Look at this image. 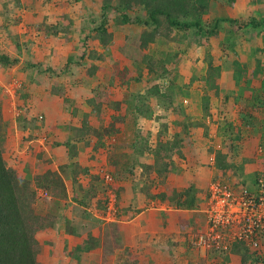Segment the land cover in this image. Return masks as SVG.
Listing matches in <instances>:
<instances>
[{"label": "trees", "instance_id": "1", "mask_svg": "<svg viewBox=\"0 0 264 264\" xmlns=\"http://www.w3.org/2000/svg\"><path fill=\"white\" fill-rule=\"evenodd\" d=\"M74 1L78 2L80 0ZM209 1L102 0L96 15L91 16L88 11L86 14L80 15L83 23L78 30L79 35L81 34L80 45L82 49L78 53V58L69 56L61 70L58 72L53 71V74L61 76L67 75V71L72 66L83 68L86 78L74 83L77 87L87 86L90 80H96L98 70L105 71L106 65L99 67L92 62L106 61L107 57L109 63L117 62L110 55L114 47L115 35L120 32L122 27H133V30L129 28L128 34L121 36L122 43L118 48L119 54L130 62L131 72L128 73V67L124 68V72L113 71L117 66H112L113 72L104 75L105 80L102 83L99 81L96 88L92 89L93 98L88 100V103L92 105L91 111L82 115L83 118L81 117L79 127H68L71 134L67 136L65 142L56 143V145H64L67 149L69 163L67 166L61 167V172L66 178L70 177L73 184L71 201L87 210L92 205L91 202L93 200L95 201V209L101 212V219L93 218L94 224L91 226L99 225L103 222L102 216L106 211L107 204V189L111 190L115 195L116 217L120 218L126 213V209L121 210L118 205L122 189L116 184L111 185V183L113 181L120 182L126 179L127 176L134 177L137 169L141 171L135 187L139 186L145 199L157 200L159 203L169 205L177 210L194 211L198 209V190L193 183H186L183 190L177 191L165 182L170 176H178L182 172V168L178 165L179 163L172 158L174 155L179 159L184 156L180 150L181 137L179 138L178 135H175L176 137L172 140L166 141V128H164L158 133L155 145L151 147L149 133L140 131L136 126L138 120H154L155 115L151 107L152 100H155L161 111L171 110V112L177 114L178 120L174 121L175 124H181L179 118L182 116L184 120V123L181 124L183 133L194 132L202 125L192 122L191 117L186 115L182 109L180 100L191 95L189 91L190 82H193L194 78L200 82L199 86L202 93L200 105L203 117H208L211 114L209 92L215 91L216 95L220 93L218 86L214 83V79L222 71H231L237 85L244 79L243 82L247 86L253 79L257 78L260 81V92L255 96L246 97L241 89L238 94H234L235 98L233 96L236 102L239 100V102L244 104L242 111H245V114L242 119L251 126L254 115L264 108V61L256 58L254 63L246 61L244 63L245 66H243L238 42L233 40L234 35L243 28H251L253 30L263 28L264 19L258 22L255 19H251L248 22L240 23L219 18H214L210 21L204 20L203 16L209 10ZM65 3L68 4L67 1ZM65 3L62 6H67ZM61 21L62 23L48 25L47 31L38 29L37 34H43L44 37H67L69 39L70 33L73 32L71 27L72 24L74 25V21L71 18L68 19L66 13L62 16ZM224 22H230L233 27L226 32L224 41L220 42V64L214 65L209 56L206 75L201 77L197 75V78H192L188 85L183 83L176 67L171 69L170 65L176 66L180 56L186 53V48L189 47V44L184 39L190 40L191 43L193 42L194 45L199 47L208 46L210 38L218 37V32L222 29ZM191 37L193 38L192 40ZM93 41H97L96 48H92L88 44ZM171 43L173 48L170 49L169 44ZM260 52L264 53V49ZM86 60L91 61V63L86 64ZM18 62V58H11L5 54L0 55V66L3 68L16 65ZM30 66L33 67V65ZM144 72L149 76L148 80L155 83L146 87L143 93H129L128 97L126 96V99L121 101L108 99L109 89L114 82H118L121 85L129 84L131 81L138 83L142 81ZM131 73H133L134 77L130 78L129 75H132ZM60 87H56L57 89L53 92V95L62 98L64 107L69 108L65 110L72 117L79 116L78 104L74 99L63 97L64 92ZM231 94L233 93L226 92L224 100H228ZM103 104L113 109L117 106H120L119 109L124 107L122 108L124 114L118 115L117 118L121 117V120L131 118V125L134 130L132 142L128 143L118 154L119 159H109V166L112 171L106 175L112 178V182L108 188L104 186L105 175L100 177L91 175L87 167L80 168V166L72 162L74 157L72 156V151L75 148L73 144L79 142L90 143V139L87 138L89 135L95 137L92 146L95 151L99 148H106L102 140L101 125L99 124L101 119L98 117L99 113H101L100 106ZM88 116H94L95 121L93 123L92 121L89 122ZM34 122L35 120H28L26 115L19 116L16 121L17 127L21 131H25L27 128L36 130ZM231 126L227 123L226 127L219 129L220 131L222 130L219 135H233L234 132ZM6 128L7 123L3 120L0 109V264H39L37 256L40 249L36 235L53 226L56 222L54 218L56 216L42 217L36 214L34 204L37 190L47 192L51 198L56 200L67 201L66 188L58 172L47 170L31 181L27 177L18 176L16 170L9 168L3 157ZM241 138L237 134L230 137L231 141L228 143L227 154L217 151L215 167L220 171V174H224L228 170H236V168L241 169L242 163L238 164V166L228 161L229 154H233L234 158L241 157L239 142ZM118 146H115L116 150ZM82 175L89 180L85 188H82L77 181V177ZM259 178L258 174H253L246 183L244 181V183L236 181L233 184H241L251 188ZM158 186H162L164 190L152 194L151 188ZM75 193L80 194L82 198L79 199ZM137 212L139 211H135L133 214ZM59 216L62 219L61 213ZM75 224L70 221L65 223V227L70 234L85 230V225L81 224L77 227ZM95 247H97V244H95L91 234L88 233L86 241L78 247V251L88 252ZM121 248L122 244L119 241L116 224L111 222L107 225L102 235V257L106 258L115 250ZM210 252L218 255L227 254L221 249H211ZM126 253L128 254V252ZM228 253L237 255L239 264L264 263V255H258L257 252L249 250L243 244L234 243ZM130 257L132 264H137L136 257Z\"/></svg>", "mask_w": 264, "mask_h": 264}, {"label": "rangeland", "instance_id": "2", "mask_svg": "<svg viewBox=\"0 0 264 264\" xmlns=\"http://www.w3.org/2000/svg\"><path fill=\"white\" fill-rule=\"evenodd\" d=\"M66 1L68 4L65 3ZM101 1L102 0H80L78 2L74 0H0V55L5 54L11 58L19 59L16 65L6 68L0 66V109L2 118L7 123L5 141L3 144V157L9 168L13 169L15 166L19 170L25 162L27 163V161H31L32 159L46 162L45 155H42V153L44 154L42 150L43 146L45 144L51 145V143L54 145L57 139H64L62 134L63 130L64 132H69L68 127L71 126H61V124L67 120L58 119L56 121L58 125L55 124V127L59 130L58 134L54 133V130H57L55 127L54 129H46L49 123L54 124V121L57 119L56 115L53 114L54 107L52 105L55 103V105H58L57 102H55V100H53L52 103L49 101L47 105L50 107L44 105V102L47 101L45 99L48 95H53V92L57 89L56 87L61 86L60 88L64 92L63 97L74 99L78 104L77 109L79 117L74 120V123L76 122L79 126L81 124L82 115L85 113L88 114L92 109V105L88 103V100L93 98L92 89L96 88L99 81L102 83L105 80L104 75H108V73L111 74L115 70L124 72L127 67L128 73L131 72L130 62L126 61L118 52V48L122 43L121 36L128 34L130 29L133 30V27L130 28L125 26L115 35L114 47L110 54L117 62H110L113 65L110 64L108 62V57L106 61L92 62L99 67H104L106 65L104 72L101 70L97 71L96 80H90L88 85L84 87L75 86L74 83L86 78L84 69L77 68L76 66H72L70 70L67 71V75L57 76L53 74V71L58 72L63 68L69 56L78 58V53L82 49L80 45L81 34L79 35L78 30L83 23L80 15L86 14L87 11L91 13V16L96 15L102 3ZM63 3L67 6H62ZM65 13L68 19L71 18L74 21V25L72 24L71 27L73 32L70 33L69 39L67 37H44L43 34L36 35L38 29L47 31L48 25L62 23L61 19ZM222 25V28H225L218 32L219 35L215 38L213 44L208 41V46H200V48L194 45L193 42L191 43L190 40L184 39L189 44V47L186 48V53L180 56L176 66L170 65L171 69H175L176 67V70L182 77L183 83L188 85L192 78H197V75L198 77L205 76L208 70V60L210 57L214 65L219 64V54H221V51L219 52L217 49L221 47V44H219L220 37H224V34L232 29L231 25ZM229 26L230 29L228 30L227 27L229 28ZM247 31H252V29H248ZM192 39L191 37V40ZM88 44L92 48L97 47V41ZM242 44L243 48H241V50L243 49L244 51L248 49L249 52H253L251 43H246L245 45L242 42ZM169 48H173L172 43L169 44ZM260 51L257 50L254 55L251 53V56L245 55V61L254 63L256 58H260L264 61V54ZM213 52L214 54H211ZM90 63L91 61L86 60V64ZM30 65H33V67ZM115 65L117 68L113 70L112 66L115 67ZM131 74L132 75H129V77H134L133 73ZM221 74H224V77H222ZM148 79L149 76L144 72L141 82L135 83L131 81L129 84L125 85L114 82L113 86L109 89V96L106 92L108 99L112 101H121L126 99L129 93H143L146 87L155 83ZM244 80L237 85L231 71L225 73L222 71L219 76H216L214 83L218 86L220 93L216 95L215 91L209 92L211 114L208 117H203L200 105V98L202 95L199 86L200 82L195 78L193 82H190L189 91L191 95L180 100L182 109L186 115L191 117L192 122L202 125L198 127V133H183L181 124L184 123V120L182 116L179 118L181 124H175L174 121L178 120L177 114L171 112V110L166 112L161 111L155 100H152L151 103L155 115L154 120L149 121L141 119L137 121L136 126L140 131L149 133V143L151 147L155 145L158 133L164 130V128H166V141L172 140L176 137L175 135H178L179 138L181 137L182 143L180 150L184 156L182 159H179L176 155L172 158L179 163L178 165L182 168V172L180 175L172 177L165 182L177 191L183 190L184 183H193L197 186L198 191L200 193L202 192L203 198L198 203V209L193 212L195 213L193 218H196L197 221L201 220L200 217L203 215L201 211L204 208L207 187L210 182L218 180L229 183L236 181L246 183L253 174H258L260 178L264 179V108L254 115L253 124L251 123L252 125L250 126L249 123L242 119L245 114V111H242V107L244 106L243 102H239V100L236 102L234 99V94H238L240 89L241 91L243 90L242 93L244 96L249 98L258 94L260 92V81L257 78L253 79L247 86V84L243 82ZM226 92L233 93L228 100H224ZM58 98L62 100L61 97ZM62 106L63 110L69 109L66 106L64 107V105ZM119 107L117 106L113 109L105 104L100 106L101 113H99L100 115L98 117L101 119L99 124L101 125L102 140L106 148H99L95 151L92 147L95 137L89 135L87 138L90 139V143L85 144L84 142H79L83 151L80 156H78L79 151L76 150L77 146L73 144L75 148L72 151V156H74L72 162L76 163L81 168L84 167V165L78 162L79 158L84 160V162L89 161V166L87 168L91 175L100 177L109 174L112 171L109 166V159H119L118 154L128 143L132 142V138L134 137V130L131 125L132 119L126 118L125 120H121V117L117 118L118 115L124 114L122 109L124 107H121V109H119ZM44 109L49 116H53L55 120L53 119L52 122H50L48 119L49 117H46V113H44ZM22 115H26L28 120H35L34 124L36 125V130L27 128V130L21 131L17 127V118ZM88 121H92L93 123L95 121L94 116H88ZM190 121L188 122L190 123ZM227 123L232 125L231 129L234 134L242 137L241 141H239L242 158H234L233 154H229L228 161L230 163H235V165L242 163V167L241 169L236 168V170L232 169L224 174H220V171L215 167L216 153L220 151L223 154H227L228 143L231 141L230 137L234 135H219V133L222 132V130L220 131L219 129L226 127ZM116 145H119L117 150L115 149ZM244 159L245 161L243 162ZM26 170H29V168ZM30 171L31 170L27 172L31 173ZM20 177H23V175L21 174ZM118 183L119 182L113 181L111 185L116 184L117 186ZM111 185H107L104 182V186L107 188ZM162 189V186H158L154 191H161ZM109 191L111 192V190L107 189L106 198L108 197ZM41 199L36 194L34 209L36 214L39 215H43L48 207L47 201L43 200L42 197ZM103 221L104 223H111V221ZM196 224H200V221L196 222ZM189 230L188 233L194 234L197 231V227L193 225ZM191 248L192 247H190V249ZM126 252H128L127 249H117L109 255V257H103L102 264H132L130 256L132 255V257H134L136 255H133L131 252L127 254ZM162 252L163 250H161V253ZM203 253H206L204 255H208L209 257V263L207 264L235 263L234 259L231 260L229 253L218 255L211 252L209 253V251L194 250V248H192L191 252L193 257H189L188 260L193 262L191 264H200ZM162 255L163 253L161 254V258L168 257ZM138 258L139 256L137 255V264H141ZM176 259L179 263L181 261L185 262L184 257L181 258V256H177Z\"/></svg>", "mask_w": 264, "mask_h": 264}, {"label": "crops", "instance_id": "3", "mask_svg": "<svg viewBox=\"0 0 264 264\" xmlns=\"http://www.w3.org/2000/svg\"><path fill=\"white\" fill-rule=\"evenodd\" d=\"M208 13L203 16L204 20H212L214 18L226 19L228 21H234L235 23L248 22L251 19H255L257 22L264 19V0H210L208 4ZM224 24L231 25L230 22H224ZM231 27H233L231 25ZM225 27L222 28V30ZM227 29H230L227 27ZM251 28H243L237 34L234 35L233 40L238 42L239 52L241 56L242 65H244L245 55L251 56V53L254 55L257 50L264 49V27L258 30L247 31ZM260 32V34H259ZM221 34V33H220ZM37 35V33H36ZM224 37H220V41H224ZM247 38V41H246ZM215 38H210L209 42L213 44ZM251 43V48L253 52H249L248 49H243V44ZM220 44V43H219ZM241 46V47H240ZM201 48V47H200ZM217 51H221L219 47ZM246 52V53H245ZM211 54H214L211 53ZM264 54V53H263ZM221 54H219L220 56ZM248 62V61H247ZM220 64V62H219ZM217 64V65H219ZM251 64V63H250ZM230 72V71H224ZM224 77V74H221ZM222 80V78H221ZM47 97V96H46ZM44 105L50 107L47 103L53 100L57 102L58 105L52 104L54 107V113L56 115V120L53 116H49L47 111L46 117L48 116L50 122L54 119V124L49 123L46 129H54L56 121L67 120L63 122L61 126H74L79 127L77 123H74L77 117H71L70 114L64 109L62 100L57 96L48 95L45 99ZM43 108V107H42ZM58 125V124H57ZM57 128V127H55ZM58 128L54 133L58 134ZM70 132V130H69ZM62 132L64 139L61 138L55 141V144L51 145L45 144L42 148L45 155L46 162H41L37 159H32L31 161L25 162V164L19 168V170L14 166L13 169L16 170L18 176L21 174L23 177H27L31 181L38 175H42L45 171L50 170L58 172L62 177L64 186L67 193V201H59L54 198H51L47 192H42L37 190V196L43 200L47 201L48 207L44 211L43 216H56V222L50 228L40 232L36 235V239L39 243V254L37 260L39 264H102V236L104 230L107 228L109 223H104V221L95 226L94 219H101V212L95 209V201L92 200V205L87 208L78 206L75 202H72L73 197V184L70 180V177L66 178L61 172V167L68 165V155L67 149L64 145H56V143L65 142L67 136L71 132ZM198 133V131H194ZM191 132V133H194ZM190 134V133H189ZM76 150L79 151L78 156L83 151L82 146L77 143ZM81 146V147H80ZM44 159V158H43ZM78 162L82 163L84 167L89 166V161L81 160L79 158ZM29 168L31 173H28L26 170ZM140 169H137L135 176H127L126 179L120 181L117 185L121 187L122 192L120 195V202L118 203L121 210L126 209V213L123 214L120 218H117L113 221L117 227V234L119 241L122 244L123 249L139 256L138 260L141 264H191L188 258H192L191 255L192 248L186 242V237L191 226L195 225L199 228L204 223V216L202 215L201 220H196L193 213L194 211L189 210H177L173 209L171 206L166 204H161L157 200L145 199L144 195L141 193L139 186H136V183L139 179ZM176 176H170L169 179ZM78 183L81 184L82 188L87 187L88 178L86 176L77 177ZM187 183V182H186ZM183 188L185 187V184ZM197 188V186H195ZM156 187L151 188V193L156 194L160 191H154ZM164 188L161 190L163 191ZM198 190V188H197ZM76 194V193H75ZM77 197L82 198L80 194ZM198 200H202V192L198 191L197 193ZM42 200V199H41ZM135 211H139L136 214H133ZM61 213L62 219H60L59 214ZM67 221L76 223L75 226L79 227L81 224L85 225V230H81L78 233L70 234L66 227L65 223ZM200 224H196L199 222ZM91 226V227H90ZM88 233L94 238L95 244L97 247L94 249L85 252L78 251V247L81 246L87 239ZM101 242V243H100ZM161 250H163L161 258ZM196 250V249H194ZM200 259V264L209 263L208 255H204ZM231 260L234 259V264H239V258L237 255L229 254ZM132 256V255H131ZM177 256L184 257L185 262L177 261ZM109 257V256H108ZM141 258V259H140ZM211 262V261H210Z\"/></svg>", "mask_w": 264, "mask_h": 264}, {"label": "built area", "instance_id": "4", "mask_svg": "<svg viewBox=\"0 0 264 264\" xmlns=\"http://www.w3.org/2000/svg\"><path fill=\"white\" fill-rule=\"evenodd\" d=\"M104 182L110 184L112 178L105 175ZM115 201V195L109 191L103 220L116 219ZM201 212L203 225L186 237L190 247L228 253L238 243L264 255V179H257L251 188L233 182H210Z\"/></svg>", "mask_w": 264, "mask_h": 264}]
</instances>
